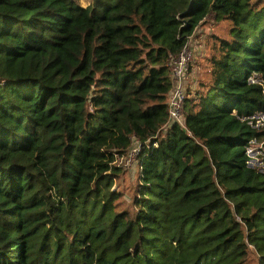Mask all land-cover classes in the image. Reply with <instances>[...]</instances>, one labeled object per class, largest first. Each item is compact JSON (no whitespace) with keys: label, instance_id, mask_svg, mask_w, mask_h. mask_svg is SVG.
<instances>
[{"label":"trees","instance_id":"16d2710c","mask_svg":"<svg viewBox=\"0 0 264 264\" xmlns=\"http://www.w3.org/2000/svg\"><path fill=\"white\" fill-rule=\"evenodd\" d=\"M210 17L173 122L169 59ZM258 113L264 0H0V264H264Z\"/></svg>","mask_w":264,"mask_h":264},{"label":"rangeland","instance_id":"374dc122","mask_svg":"<svg viewBox=\"0 0 264 264\" xmlns=\"http://www.w3.org/2000/svg\"><path fill=\"white\" fill-rule=\"evenodd\" d=\"M83 6H87L92 0H78ZM229 24L223 21H216L210 17L199 27L189 40V49L192 51L194 59L188 73L184 77L185 91L197 89L202 80H207L209 76V64L206 57L211 53V41L214 35L227 36ZM253 118L256 119L255 127L264 129V113H258ZM134 145L127 153L117 157L116 164L121 168L119 176L115 180L114 189L121 191L123 195H128V189L133 186L137 179L138 166L137 156L133 153ZM247 153L252 166L264 169V140H252L247 147ZM258 257L255 253H250L245 264H258Z\"/></svg>","mask_w":264,"mask_h":264},{"label":"built area","instance_id":"2783aa9c","mask_svg":"<svg viewBox=\"0 0 264 264\" xmlns=\"http://www.w3.org/2000/svg\"><path fill=\"white\" fill-rule=\"evenodd\" d=\"M189 42L184 49L177 55L169 59L171 75L174 80V88L170 96V114L173 122L182 123L183 106L186 98V91L183 85L184 77L188 73L191 63L194 59L192 51L188 47ZM133 153L138 155V147L134 148Z\"/></svg>","mask_w":264,"mask_h":264},{"label":"water","instance_id":"95a60500","mask_svg":"<svg viewBox=\"0 0 264 264\" xmlns=\"http://www.w3.org/2000/svg\"><path fill=\"white\" fill-rule=\"evenodd\" d=\"M248 165H249V166H252L250 162L248 163Z\"/></svg>","mask_w":264,"mask_h":264}]
</instances>
